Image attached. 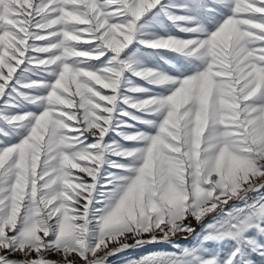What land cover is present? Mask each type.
Segmentation results:
<instances>
[{
	"label": "snow or ice",
	"instance_id": "obj_1",
	"mask_svg": "<svg viewBox=\"0 0 264 264\" xmlns=\"http://www.w3.org/2000/svg\"><path fill=\"white\" fill-rule=\"evenodd\" d=\"M161 242L264 264V0H0V264Z\"/></svg>",
	"mask_w": 264,
	"mask_h": 264
},
{
	"label": "rangeland",
	"instance_id": "obj_2",
	"mask_svg": "<svg viewBox=\"0 0 264 264\" xmlns=\"http://www.w3.org/2000/svg\"><path fill=\"white\" fill-rule=\"evenodd\" d=\"M255 194H252L250 196V199L253 198ZM212 219L211 216L207 217L204 220V223L210 222ZM185 223L190 224L193 228L196 229L197 232L201 231V224H198L193 218L189 217ZM185 234H177L176 237L173 239L174 244H179L181 247H191L193 244H195V240L192 237H189L188 239L184 238ZM129 243H132L131 240H129ZM211 246V245H210ZM176 251V249L173 247V244L161 242V243H151L146 244L140 248H132L128 250H124L122 252L117 253L112 258H108V264H126L127 261L133 260V259H140L141 255L147 253H155V252H172ZM49 259H58L55 255H50Z\"/></svg>",
	"mask_w": 264,
	"mask_h": 264
},
{
	"label": "crops",
	"instance_id": "obj_3",
	"mask_svg": "<svg viewBox=\"0 0 264 264\" xmlns=\"http://www.w3.org/2000/svg\"><path fill=\"white\" fill-rule=\"evenodd\" d=\"M148 254H150V253H147V255H148ZM143 256H146V255H145V254H144V255L142 254L141 257H143Z\"/></svg>",
	"mask_w": 264,
	"mask_h": 264
},
{
	"label": "built area",
	"instance_id": "obj_4",
	"mask_svg": "<svg viewBox=\"0 0 264 264\" xmlns=\"http://www.w3.org/2000/svg\"><path fill=\"white\" fill-rule=\"evenodd\" d=\"M110 247H112V246H110ZM117 255V254H116ZM115 255H112V256H110V258H112V257H114Z\"/></svg>",
	"mask_w": 264,
	"mask_h": 264
}]
</instances>
